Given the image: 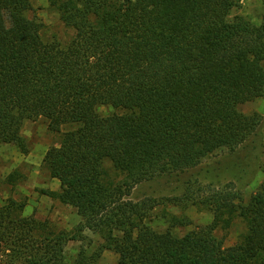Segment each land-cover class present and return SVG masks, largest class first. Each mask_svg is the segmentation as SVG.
I'll return each mask as SVG.
<instances>
[{"label": "trees", "instance_id": "obj_1", "mask_svg": "<svg viewBox=\"0 0 264 264\" xmlns=\"http://www.w3.org/2000/svg\"><path fill=\"white\" fill-rule=\"evenodd\" d=\"M48 1L73 31L65 45L42 40L30 0H0V145L26 155L23 126L40 118L61 134L42 166L59 182L51 197L81 223L55 230L25 217V201L9 195L0 264H99L104 251L116 264H264V166L246 201L231 184L187 190L186 204L212 218L181 237L171 228L184 219L165 217L168 229L157 231L149 225L156 202L129 198L254 133L259 115L239 107L264 94V21L231 18L240 0ZM236 219L245 231L225 247L219 233ZM85 232L101 240L94 249ZM69 242L86 246L68 257Z\"/></svg>", "mask_w": 264, "mask_h": 264}, {"label": "rangeland", "instance_id": "obj_2", "mask_svg": "<svg viewBox=\"0 0 264 264\" xmlns=\"http://www.w3.org/2000/svg\"><path fill=\"white\" fill-rule=\"evenodd\" d=\"M31 10L28 13L42 24L40 31L44 42L53 40L65 45L73 36V31L64 26L59 14L48 0H30ZM241 16L255 25L264 21V0H240L239 6L231 12V18ZM240 111L246 115L258 114L260 122L249 139L234 152L220 151L207 157L200 164L182 174L158 178L145 182L133 189L132 201L153 199L156 202L152 212L150 226L157 231L168 229L166 218L175 216L184 219L185 225H176L171 231L181 237L197 227L207 225L211 214L202 205H187L183 196L187 190L195 192L197 185L223 187L231 184L234 190L246 201L262 181L264 166V94L261 98L241 105ZM102 114L111 112L109 108H100ZM69 128H64L62 132ZM28 153L22 155L10 145H0V205L9 197L23 199L26 203L23 215L32 216L40 221H47L55 230L72 233L81 223L76 211L62 205L51 194L60 191L59 182L52 179L42 166L47 149L56 147L60 135L48 130L44 119L26 122L22 129ZM109 167V166H107ZM11 173L19 176L17 185L6 183ZM187 224V225H186ZM244 225L236 219L232 227L222 234L224 246L237 242L244 233ZM84 235L92 241L94 249L101 242L98 236L89 232ZM80 246L85 243L69 242L65 246L68 257L74 256ZM117 256L111 251H104L99 264H116Z\"/></svg>", "mask_w": 264, "mask_h": 264}]
</instances>
